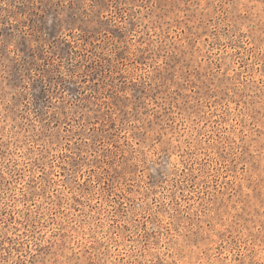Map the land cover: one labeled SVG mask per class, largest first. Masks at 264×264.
I'll return each instance as SVG.
<instances>
[{
	"label": "rangeland",
	"instance_id": "obj_1",
	"mask_svg": "<svg viewBox=\"0 0 264 264\" xmlns=\"http://www.w3.org/2000/svg\"><path fill=\"white\" fill-rule=\"evenodd\" d=\"M0 264H264V0H0Z\"/></svg>",
	"mask_w": 264,
	"mask_h": 264
}]
</instances>
